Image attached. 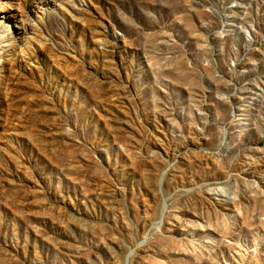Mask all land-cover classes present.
Wrapping results in <instances>:
<instances>
[{"label": "rangeland", "instance_id": "374dc122", "mask_svg": "<svg viewBox=\"0 0 264 264\" xmlns=\"http://www.w3.org/2000/svg\"><path fill=\"white\" fill-rule=\"evenodd\" d=\"M0 264H264V0H0Z\"/></svg>", "mask_w": 264, "mask_h": 264}]
</instances>
